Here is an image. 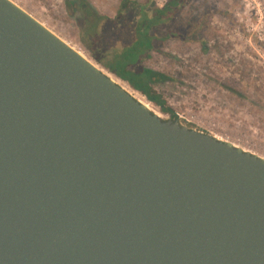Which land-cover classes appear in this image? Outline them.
Here are the masks:
<instances>
[{"label":"water","instance_id":"95a60500","mask_svg":"<svg viewBox=\"0 0 264 264\" xmlns=\"http://www.w3.org/2000/svg\"><path fill=\"white\" fill-rule=\"evenodd\" d=\"M0 264H264V158L0 0Z\"/></svg>","mask_w":264,"mask_h":264},{"label":"rangeland","instance_id":"374dc122","mask_svg":"<svg viewBox=\"0 0 264 264\" xmlns=\"http://www.w3.org/2000/svg\"><path fill=\"white\" fill-rule=\"evenodd\" d=\"M12 1L94 60L78 39L66 0ZM91 1L102 14L114 16L121 0ZM154 1L163 6L168 0ZM170 30L178 36L145 60L174 79L158 91L183 123L264 158V0H187L172 23L156 32ZM131 94L170 118L141 93L132 89Z\"/></svg>","mask_w":264,"mask_h":264},{"label":"trees","instance_id":"16d2710c","mask_svg":"<svg viewBox=\"0 0 264 264\" xmlns=\"http://www.w3.org/2000/svg\"><path fill=\"white\" fill-rule=\"evenodd\" d=\"M186 2L168 0L159 6L154 0H121L114 16L102 14L91 0H66L65 5L74 18L78 39L91 57L170 118L179 119L157 89L173 77L146 65L145 60L152 52H161L164 42L178 36L175 30L162 35L156 29L172 23Z\"/></svg>","mask_w":264,"mask_h":264},{"label":"bare ground","instance_id":"6f19581e","mask_svg":"<svg viewBox=\"0 0 264 264\" xmlns=\"http://www.w3.org/2000/svg\"><path fill=\"white\" fill-rule=\"evenodd\" d=\"M74 47V49H76L78 52H80L84 57H86V58H88L87 57V55L83 52V51H81L79 48H77L76 46H73ZM106 73V72H105ZM109 75V74H108ZM111 78L113 79V77L111 76ZM115 80V79H114ZM115 81H117V80H115ZM118 83L126 90V91H128V92H131L132 93V89L130 88V86L128 85V84H126V83H124V82H119L118 81ZM138 100L139 101H141V102H143V103H145L151 110H153V111H155L156 113H158L154 108H153V106L143 97V96H141V97H139L138 96Z\"/></svg>","mask_w":264,"mask_h":264}]
</instances>
